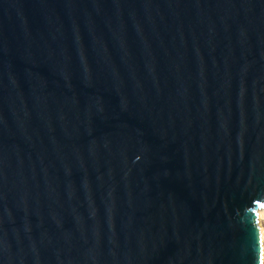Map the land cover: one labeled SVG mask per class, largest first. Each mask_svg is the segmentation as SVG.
I'll use <instances>...</instances> for the list:
<instances>
[{
    "label": "water",
    "instance_id": "water-1",
    "mask_svg": "<svg viewBox=\"0 0 264 264\" xmlns=\"http://www.w3.org/2000/svg\"><path fill=\"white\" fill-rule=\"evenodd\" d=\"M264 0H0V264H263Z\"/></svg>",
    "mask_w": 264,
    "mask_h": 264
},
{
    "label": "bare ground",
    "instance_id": "bare-ground-1",
    "mask_svg": "<svg viewBox=\"0 0 264 264\" xmlns=\"http://www.w3.org/2000/svg\"><path fill=\"white\" fill-rule=\"evenodd\" d=\"M259 215L263 216V219H264V209H262L260 212H259ZM261 220V219H260ZM260 236H261V240L263 242L262 244V252H263V264H264V229L263 227L261 226V223H260Z\"/></svg>",
    "mask_w": 264,
    "mask_h": 264
},
{
    "label": "rangeland",
    "instance_id": "rangeland-1",
    "mask_svg": "<svg viewBox=\"0 0 264 264\" xmlns=\"http://www.w3.org/2000/svg\"><path fill=\"white\" fill-rule=\"evenodd\" d=\"M264 209V208H263ZM260 223H261V226L263 227V229H264V219H261L260 220Z\"/></svg>",
    "mask_w": 264,
    "mask_h": 264
}]
</instances>
